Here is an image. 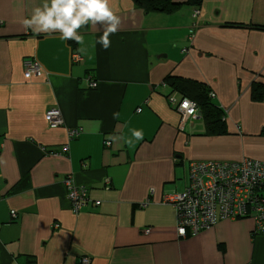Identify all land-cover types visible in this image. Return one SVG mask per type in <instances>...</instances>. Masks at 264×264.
Segmentation results:
<instances>
[{
    "label": "crops",
    "instance_id": "obj_1",
    "mask_svg": "<svg viewBox=\"0 0 264 264\" xmlns=\"http://www.w3.org/2000/svg\"><path fill=\"white\" fill-rule=\"evenodd\" d=\"M45 3L0 0V264H264L252 217L180 237L166 201L196 161H264V30L252 27L264 26V0H203L197 18L108 0L121 23L106 50L91 21L79 44L25 30ZM25 59L39 75L24 76ZM168 76L207 85L226 132H208L202 114L182 122ZM53 110L60 124L46 120ZM69 180L91 201L77 211Z\"/></svg>",
    "mask_w": 264,
    "mask_h": 264
},
{
    "label": "built area",
    "instance_id": "obj_2",
    "mask_svg": "<svg viewBox=\"0 0 264 264\" xmlns=\"http://www.w3.org/2000/svg\"><path fill=\"white\" fill-rule=\"evenodd\" d=\"M23 68L25 77L40 74L36 61L25 59ZM87 83L88 87L95 86L92 79L88 78ZM210 96L213 97L214 93L211 92ZM168 102L177 107L183 116L182 122L184 119L197 118L199 114L196 102L190 99H177L171 95ZM59 117V111L53 110L48 112L46 120L57 125L61 123ZM75 134L77 131L72 130L69 136ZM190 180V185L184 192L166 196V201L177 209L178 236L186 237L187 230L190 235H195L221 219L244 217H252L255 231L264 234V161L250 158L239 162L196 161L190 169ZM67 185V197L71 200L74 211L91 202L86 189H78L70 180ZM99 203V200L93 201L95 205ZM80 259L81 264L91 263L86 256Z\"/></svg>",
    "mask_w": 264,
    "mask_h": 264
},
{
    "label": "clouds",
    "instance_id": "obj_3",
    "mask_svg": "<svg viewBox=\"0 0 264 264\" xmlns=\"http://www.w3.org/2000/svg\"><path fill=\"white\" fill-rule=\"evenodd\" d=\"M48 3L43 5L44 11L36 7L30 18L22 21L25 30L31 28L36 34H50L58 30L62 40L72 39L79 44L83 42V37L77 34V29L91 21L93 26L99 23L104 29L98 43L106 50L111 43L109 35L115 33L121 23L120 18L110 10L108 0H48ZM132 135L136 140L143 139L142 131L133 130Z\"/></svg>",
    "mask_w": 264,
    "mask_h": 264
},
{
    "label": "trees",
    "instance_id": "obj_4",
    "mask_svg": "<svg viewBox=\"0 0 264 264\" xmlns=\"http://www.w3.org/2000/svg\"><path fill=\"white\" fill-rule=\"evenodd\" d=\"M132 2L136 8L142 10L144 13H172L179 7L185 6L190 8V14L192 18H197L200 14V5L202 4L203 0H132ZM194 10H197L198 12L195 13ZM225 26L242 25L235 23H225ZM252 27L264 30V26L259 27L258 25H254ZM88 78L95 82L94 87H96L98 82L96 79H94L93 75H89ZM161 86L168 87V89L171 90V92L167 95V99L169 96L173 95L172 93H177L180 94V98H187L196 102L199 114H202L203 118L205 119L208 132L215 134L226 132L223 116L224 112L223 110L219 109L218 106L212 104L210 99L211 89L207 85L205 86L198 82L182 77L168 76L164 79ZM260 86L261 85L253 86L254 95L257 89V96L261 94L262 88ZM72 138L73 136H70V140ZM107 142L110 144V141H106L105 143ZM188 235H190L189 230H187L186 236ZM29 264H35V260L32 259Z\"/></svg>",
    "mask_w": 264,
    "mask_h": 264
},
{
    "label": "bare ground",
    "instance_id": "obj_5",
    "mask_svg": "<svg viewBox=\"0 0 264 264\" xmlns=\"http://www.w3.org/2000/svg\"><path fill=\"white\" fill-rule=\"evenodd\" d=\"M177 109V107H175Z\"/></svg>",
    "mask_w": 264,
    "mask_h": 264
}]
</instances>
